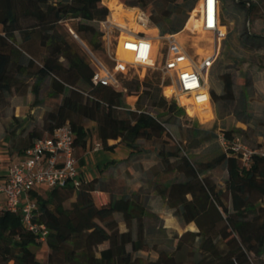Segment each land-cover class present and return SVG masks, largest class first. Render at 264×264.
<instances>
[{
  "label": "trees",
  "instance_id": "trees-1",
  "mask_svg": "<svg viewBox=\"0 0 264 264\" xmlns=\"http://www.w3.org/2000/svg\"><path fill=\"white\" fill-rule=\"evenodd\" d=\"M139 1L129 0L128 5H137ZM182 1H187L189 9L195 2ZM223 10L221 0L220 19L225 24ZM107 13V5L102 0H0V94L15 88L19 76L30 75L35 78L31 90L33 101L37 102L40 83L49 77L50 95L59 97V102L46 113L45 129L50 132L67 122L73 131L77 152L85 149L90 137L84 119L95 121L98 140L105 149L123 142L131 151H137L140 138L172 136L159 117L139 106L129 108L121 90L92 86L88 60L55 30L59 20L77 18L75 30L85 35L91 48H98L100 30L93 21L99 25V20ZM149 17L160 33L179 29L173 25L162 26L169 17L162 6H157ZM22 18L33 19L30 25L40 28L38 38H34L31 27H22ZM34 43L47 47L46 52L39 56ZM226 67L219 74L221 92L217 93L210 86V95L213 100L230 103L234 96L233 80ZM144 83L145 80L133 77L125 91L127 94L144 91L141 88ZM122 107H126L123 113L119 110ZM174 108L179 109L174 102L167 107L169 111ZM221 129L228 137L239 130L236 127ZM41 136L29 132L27 141L21 145L9 143L8 149L21 152L34 138ZM110 140L115 142L110 143ZM163 145L157 150L162 170L178 172L182 178L156 184L155 189L165 197L174 215L186 224L194 222L197 228L186 229L177 236L176 251L184 246L186 237H190L191 242L198 239L201 256L187 264H264V217L258 218L256 214L264 209V157L254 155L249 166H242L237 156L219 151L210 159L195 163L187 153L170 151ZM220 163H224L227 172L224 187H217L206 174ZM95 189H108L109 200L96 204L92 197ZM117 189L115 182L108 180L105 185L103 180L94 177L81 180L77 187L71 184L53 187L46 196L34 194L39 210L37 220L49 229L48 264L141 263L142 257L135 252L149 245L143 226L138 224L133 231V224L144 215L145 205L139 192L116 195L113 191ZM226 191L228 203L223 199ZM120 222L124 229H120ZM38 242L33 233L23 228L19 214L8 210L0 214V264H41L31 248ZM103 243L106 245L99 247ZM148 264L186 263L182 254L177 257L161 249Z\"/></svg>",
  "mask_w": 264,
  "mask_h": 264
},
{
  "label": "rangeland",
  "instance_id": "rangeland-1",
  "mask_svg": "<svg viewBox=\"0 0 264 264\" xmlns=\"http://www.w3.org/2000/svg\"><path fill=\"white\" fill-rule=\"evenodd\" d=\"M119 1L122 3L124 8L134 7L137 11H143L147 14H150L152 11H156L157 6H162L169 13V17L162 22V26L164 28H168L171 25L179 28L177 30L180 31L178 37L189 44L192 42H197V46H195L196 49L197 47L203 48L200 50V52H204L206 48L208 49L210 47L208 39H212L210 32H203L199 30L191 31L189 28L185 27L191 10L197 5L198 0H195L194 6L191 9L188 8L187 1L182 0L173 2H166L163 0H140L137 5H128L129 0ZM230 1L232 0H222L224 9L222 12L223 16L225 15L224 25L226 27L227 33L221 42L219 55L213 63L211 70L209 71V86H213L214 84L213 68L217 63L218 66L219 64H222L221 62L231 61L233 63L228 65L230 68L242 64L241 69H239L240 76H242L240 72H244L241 70H246L247 67L251 66V63H256L264 68V53L245 51L238 47V44H236L235 38L237 36V31H248L247 20L249 14L245 8L241 7L232 10L228 5ZM109 10L110 9L108 8V12L110 13ZM20 22L22 27L26 29H30L31 27L34 38H38L40 28L30 25L33 23L32 18H22ZM77 22V18L61 19L56 23L55 30L64 40L69 42L88 60L87 53L81 42V39L86 43L87 40L83 33L75 30ZM93 23L96 27H99L97 21H93ZM149 26L156 27L157 31H160V29L152 22L149 24ZM251 31L254 32L252 28ZM18 33L19 32L16 34ZM75 34L78 36L76 37ZM92 49L102 58L108 61V58L105 56L101 46ZM34 50H36L38 55L41 56L46 52L47 47L34 43ZM139 73L141 74V79L138 78L139 81L145 80V85L141 86L144 91H141L140 89L137 93L132 92L127 94L128 91H125L128 88L127 83L134 77L128 75L120 78V84L117 86L118 90L123 92V97L129 108L135 109L139 106L148 110L151 114L159 117L165 122V125L170 128V130H172V132L175 134V138L168 135H165L161 138L152 139L140 138L137 140V148H139L137 150L138 152H142V149L140 148L151 150L155 143H158L159 145L163 143L164 148L167 150L179 151L180 154L187 153L188 156L195 163H197L199 161H206L219 151L223 150L222 145L217 138V132L213 131L214 126H211L210 123L213 116L209 120L203 122L197 115L188 114L185 108L179 105L174 98L166 97L162 92V85L169 84L171 81L167 77L163 78V74L160 70L152 69L150 67H142L139 68ZM261 75H263V78H261L255 86H253L254 91H257L258 93L251 96L249 101L250 107L256 110L255 114H257L253 118L256 121L253 123L254 127L243 125V128H239L237 133L242 136L244 141L249 146H254L262 142V140L264 141V138H259V135L264 136V110H262L264 109V71L261 73ZM236 76L237 75H235V78ZM18 78L19 83L15 88L0 94L1 148L6 147L9 143H12L13 145H21L27 141L29 132H35L40 135L46 134L47 130L45 129V115L49 110L54 109L59 102V97L50 95L49 77L44 78L40 83L37 102L33 101L34 94L31 90L35 78L30 75H22ZM237 80H239V78H237ZM123 87L126 89H120ZM129 96H132L133 98L131 101L128 100ZM153 99H156V101H153ZM171 102H174L175 105L179 107V109L174 108L173 111H169L167 107ZM233 103L234 102H230V105L232 106ZM124 108L126 107L119 109L121 113H123ZM259 110H262L263 113H260ZM213 114L214 113H212V115ZM83 123L88 127V133L90 137L97 136L95 121L84 119ZM199 125L200 127L198 133H193L194 127ZM121 143L124 144L123 142ZM206 174H209L211 179L216 183L217 187H224V181L227 176L224 163H220L219 165L211 168ZM153 175H156V177H154L152 181L148 179L146 183H144L138 189L141 199L147 204V208L144 215L135 220L133 224V231L135 230V226L138 224L143 226L144 235L149 247L147 249L137 251L135 254H138L142 257L140 264H148V261L155 258L158 254V250L161 249L175 253L177 257L179 254H182L186 264L193 262L201 256V252L198 248V239H195L194 242H191V240H189L190 237H186L185 244L181 249H179V251H176V243L177 236L184 230L197 229L195 223L190 222L189 224H186L175 215L172 217L167 216L169 219H162L158 217V215L153 211V208H156L157 206V202L153 200L155 194V191L153 190L155 181L168 183L171 180L181 179L182 175L175 171L166 172L163 170H158L157 173L154 172ZM47 192L48 191H46V193ZM46 193H42L41 196H46ZM161 197H163V195H161ZM223 199L228 203L229 194L227 191L224 192ZM256 214L258 218L264 217V209L258 210ZM223 242L224 241L221 240L220 244L222 245ZM105 245L106 243H103L99 245V247H103ZM31 248L34 250L36 258L39 259L41 264H48L47 244L38 242L36 245L32 244ZM9 262L12 263V260Z\"/></svg>",
  "mask_w": 264,
  "mask_h": 264
},
{
  "label": "built area",
  "instance_id": "built-area-1",
  "mask_svg": "<svg viewBox=\"0 0 264 264\" xmlns=\"http://www.w3.org/2000/svg\"><path fill=\"white\" fill-rule=\"evenodd\" d=\"M197 5L196 16L200 20V27L212 35L210 47L204 52L196 49L197 42L189 44L179 38L180 31H157L156 34L147 31L151 21L149 14L143 11L135 18L142 28L136 29L128 24L126 17L124 23H120L109 10L110 13L99 20L101 47L108 61L81 39L92 68L91 85L118 89L121 77L128 75L141 79L139 68L150 67L160 70L163 78H169V84L174 85V91L170 95L164 94L166 97L174 98L185 108V104L179 99L181 95L197 97L201 91H205L211 106L208 75L219 55L227 30L220 19L221 0H212L211 5L209 0H198ZM121 34L132 38L123 42L124 48L132 52V58L117 55ZM167 129L169 130L168 127ZM217 138L223 151L237 156L242 166H249L254 155L264 157V141L249 146L240 134L228 137L223 129L217 131ZM73 142V131L66 122L50 132L46 131L41 137L34 138L21 152L9 151L8 145L0 147V214L5 210L19 214L23 228L44 244H47L49 229L44 222L37 220L39 210L34 194L41 195L47 189L66 184L73 187L80 184ZM92 147L98 149L102 144L95 140Z\"/></svg>",
  "mask_w": 264,
  "mask_h": 264
},
{
  "label": "crops",
  "instance_id": "crops-1",
  "mask_svg": "<svg viewBox=\"0 0 264 264\" xmlns=\"http://www.w3.org/2000/svg\"><path fill=\"white\" fill-rule=\"evenodd\" d=\"M228 5L232 10L241 7L249 11L247 20L248 31H237L235 41L238 47L249 52L264 53V0H232ZM250 27L254 32L251 31ZM245 37L247 41H244ZM221 63L218 66L217 63L213 68L214 84L212 87L217 93L221 92L222 82L219 74L227 66L226 69L231 72L233 80L234 96L231 101L234 103L231 106L230 103H224L222 100L212 99L214 114L210 123L211 126H214L213 131L217 132L219 129L226 127L243 128V125L254 127L253 123L256 121L253 118L257 114H255L256 110L250 107L249 101L251 96L258 93L254 91L253 86L263 78L261 73L264 71V68L256 63H251V66L247 67L246 70H241L244 72H240L242 75L240 76L239 69H241L242 64L230 68L228 65H231L233 62L224 61ZM235 75H237L236 78ZM262 110H259V112L263 113ZM199 127L200 125L195 126L193 133H197ZM170 132L175 138L172 130ZM260 137L264 138L263 135H259ZM95 140H98L97 136L89 137L83 151L77 152L75 149L81 180H89L97 177L103 180L105 185L108 180H111L118 186V189L113 191L118 195L121 193H130L131 191L139 192L138 189L148 179L152 181L156 177V175H153L154 172L157 173L158 170L162 171V164L157 156V150L159 149L158 143H155L151 150L142 148V152H138L131 151L127 145L121 142H118L112 149H105L103 147L94 149L92 146ZM109 142L115 141L110 140ZM156 184L160 185L161 182L155 181ZM155 185L153 188L155 191L153 200L157 202V206L153 208V211L158 217L169 219L167 216H174L173 209L168 206L165 197H161V194L157 192ZM50 189L45 190L44 193ZM92 197L96 204L101 205L109 200L110 191L108 189H95L92 191ZM142 201L146 211L147 204L144 200ZM119 225L120 229H124L122 222Z\"/></svg>",
  "mask_w": 264,
  "mask_h": 264
},
{
  "label": "bare ground",
  "instance_id": "bare-ground-1",
  "mask_svg": "<svg viewBox=\"0 0 264 264\" xmlns=\"http://www.w3.org/2000/svg\"><path fill=\"white\" fill-rule=\"evenodd\" d=\"M107 7L111 10L112 16L118 20L120 23H124V18L126 17L128 19V24L130 26H134L136 29L142 28L138 22H136L135 18L139 16V11L136 10L134 7H128L124 8L122 3L119 0H102ZM199 5H196L190 13V16L188 17L185 27L199 30L205 32L200 27V20L196 16V11L198 9ZM147 31L152 32L153 34L157 33L156 27H149ZM179 34V33H178ZM132 39L130 36H126L124 34H121V38L119 40V43L117 45V55L123 58H132V52L129 49L124 48L123 42L126 40ZM211 40V38H208ZM202 47H197V50H202ZM150 62V60H149ZM175 87L172 84H165L163 85L162 92L165 95H170L174 91ZM207 93L205 91H201L197 97H187L185 95L180 96V102L185 104V108L188 114L190 115H197L201 121H206L212 118V107L210 106L208 100H207ZM133 98L132 96L128 97V100L131 101Z\"/></svg>",
  "mask_w": 264,
  "mask_h": 264
},
{
  "label": "snow or ice",
  "instance_id": "snow-or-ice-1",
  "mask_svg": "<svg viewBox=\"0 0 264 264\" xmlns=\"http://www.w3.org/2000/svg\"><path fill=\"white\" fill-rule=\"evenodd\" d=\"M212 0H209V4L211 5Z\"/></svg>",
  "mask_w": 264,
  "mask_h": 264
}]
</instances>
